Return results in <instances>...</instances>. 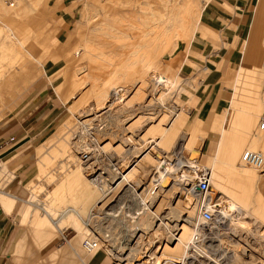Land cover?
Segmentation results:
<instances>
[{"label":"rangeland","instance_id":"374dc122","mask_svg":"<svg viewBox=\"0 0 264 264\" xmlns=\"http://www.w3.org/2000/svg\"><path fill=\"white\" fill-rule=\"evenodd\" d=\"M218 1L207 0L201 23L191 36L189 29L177 26L181 0H19L13 7L0 0L5 9L20 14L9 21L11 34L5 32L8 44L13 45L12 53L4 50V36L0 37V92L21 89L13 102L5 98L4 106L0 103V145L12 136L16 139L9 150H0L1 162L8 167L6 174H0V200L2 193L16 189L14 195L20 200L8 205L14 208L9 214L0 209L6 215L15 213L21 236L24 229L33 230L34 206H50V197L59 200L66 195L67 211L82 218L76 220L75 228L70 218L63 221L61 227L71 229L58 236L48 222L56 236L51 244L67 248V242L78 237L77 252L86 260L84 264L101 254L107 264H264V172L237 165L242 174L239 177L220 164L219 158L224 135L245 137L242 127L247 119L236 117L255 114L252 109H241L235 98L239 93L229 101L232 84L247 65L255 76L258 118L264 114V72H258L259 61L253 60L258 39L249 43L240 71L222 78V85L229 88V93L222 95V108L221 92L207 86L210 72H188L182 79L177 75L184 63L199 69L205 61L203 53L191 48L192 43L201 40L215 46L218 42V33L205 23L209 5ZM261 2L254 10V0L249 1L247 9L253 10V19L264 18V0ZM219 4L237 16L238 4L234 10ZM140 14L150 25L156 20L162 21V26L175 21V35L166 39L171 28L141 29L134 21ZM173 42L177 45L171 53ZM160 48L164 52L151 67ZM16 53L21 57L18 60ZM176 58L179 64L170 65ZM26 64L29 72H17L16 67L19 70ZM94 83L101 85L100 102H96ZM150 85L158 94L150 96ZM232 119L235 124L224 127ZM177 124L166 144L161 137L163 126ZM60 127L65 128V134H57ZM248 127L251 129V124ZM20 128L28 131L27 137L16 135ZM92 133H97V143L88 146ZM193 138L196 142L192 145ZM86 149L96 159L115 165L113 173L119 172L110 173L107 183L97 179L100 173L107 179L109 171L86 169L80 159ZM246 150L264 153V144L255 149L243 147L238 164ZM150 152L149 172L143 170L142 178L136 177L137 163ZM181 156L190 160L191 168H175ZM203 172L211 176L210 197L206 198L198 193L196 181ZM245 174L251 179L243 178ZM219 190L246 208L244 216L228 202L218 203ZM208 200L214 207L212 220L205 222L200 211ZM99 202L108 217L118 212L110 221L121 232L103 238L99 249L86 253L81 242L90 235L88 228L94 220L91 218L87 227L84 222ZM18 213L23 214L19 222ZM38 214L45 217L41 210ZM106 221L98 223L105 226ZM178 238L181 243L174 240Z\"/></svg>","mask_w":264,"mask_h":264},{"label":"crops","instance_id":"0c3cea01","mask_svg":"<svg viewBox=\"0 0 264 264\" xmlns=\"http://www.w3.org/2000/svg\"><path fill=\"white\" fill-rule=\"evenodd\" d=\"M250 0H220L218 3H211L207 10V14L209 18L206 19L205 23L207 26L218 33V42L215 43L219 45L218 48L214 46L211 42L206 44L205 42L198 40V44L192 43L191 48L196 52L203 53L204 56V63L203 65H199L198 68H194L188 65L183 64L182 68L178 71V77L182 79L183 75H188V72H198L202 70V72H210L207 78V86L210 89L215 90V92H221V98L219 99V106L222 108L224 106V98H222L224 94L229 93V88L222 85L223 81L222 78H227L231 76L232 72H239L242 68V63L244 61V56L247 52L249 47V43L253 39H258L257 41V48L256 54H254L253 60L255 62L259 61V71L264 72V18L261 19H253V10L247 9L249 7ZM262 0H254L253 8L254 10L259 9ZM207 0H181L180 11H179V18L181 19L180 23H177V26L183 27L184 31L187 29L190 30L191 36L194 32L198 29V25L201 23V17L204 12ZM222 3L229 7L230 9L234 10L236 5L238 4L239 12L237 16L235 14H229L226 12L222 6L219 4ZM9 7V6H8ZM24 10V7L20 6V10ZM23 13V12H22ZM21 13V14H22ZM143 14V13H142ZM140 14V17L136 21L141 29L147 28H171V32L167 36L166 39H169L175 35L176 31V23L175 21L171 22L170 25L162 26V21H154L152 25L148 24L150 21L146 20ZM19 13H14L12 9H5L3 5L0 3V37L4 36V42H2L4 50L6 52H13V45L8 44V36L7 33L11 34L12 32V25L9 24L11 18H19ZM149 21V22H148ZM185 34V33H184ZM13 38L20 44V40L13 36ZM182 39V38H181ZM177 42H173L170 47V52L174 53L176 48ZM21 46V44H20ZM187 49V48H186ZM141 50V49H140ZM163 49L156 50V58L154 62L150 64L152 67L155 64L156 59L159 55L163 54ZM28 55L32 58V56L28 53ZM15 60L21 58L18 53H16ZM154 56V57H155ZM153 59V58H152ZM34 60V59H33ZM37 62L36 60H34ZM179 64V58H176L170 65ZM200 64V63H197ZM12 65H14L12 63ZM146 63L143 65L144 69H146ZM14 67V66H13ZM16 67V66H15ZM19 67V66H18ZM17 68V72L23 71L29 72L28 64L21 67L19 70ZM15 68V69H16ZM245 72H239L237 77L235 78L232 84V91L229 97V101L231 102V97L234 96V93H239V97L236 98L237 103H241V109L243 111L249 109L254 110L255 114L248 115V116H237L238 119H247L249 124H251L252 128L248 134H252L257 140L252 141L249 143L248 149H255L256 147H262L264 144V132L257 133L254 127L256 126L257 121H259L260 117L258 118V113L260 112L259 104L255 102V92H256V82L254 72L250 65L245 67ZM33 76V75H32ZM37 77V76H35ZM36 80V79H35ZM34 80V81H35ZM28 81V80H27ZM26 81V82H27ZM32 81L31 83H33ZM25 82V83H26ZM29 83V85L31 84ZM221 90V91H220ZM21 89L10 91L6 94L0 92V103L1 106H4L5 98L7 101L13 102V100L19 95ZM226 105V104H225ZM16 106H13L14 109ZM242 111V112H243ZM239 112V114H243ZM229 111L226 113L227 119L230 118ZM2 114H0L1 116ZM252 116V117H251ZM223 117V116H221ZM219 116V118H221ZM214 119L216 118L213 117ZM212 118V119H213ZM228 123V120H227ZM68 123H66V127ZM57 134H65V128H59ZM28 131L23 128L16 130V135L18 137H23L26 135L28 136ZM19 142V141H18ZM17 142V143H18ZM239 160V159H238ZM217 163V162H216ZM215 163V164H216ZM238 167L240 168L238 162ZM244 169V168H240ZM8 172L7 164L4 162H0V174H6ZM19 188V187H18ZM62 189V190H61ZM58 190H61L62 193L66 194V189L59 187ZM14 193H17L16 190H12L11 193H2V199L0 200V208L4 211L7 210L11 213L14 208H11L8 205L10 203H14L19 201L20 198L15 196ZM57 195H61L60 192H57ZM50 206H45L43 208H39L34 206L33 209V230L28 231L25 230L21 236V230L17 225L15 220V213L13 212L10 215H6L0 209V264H22L21 262H26V264H84L85 259H81L78 252V245H79V238L73 237L68 242L67 248L63 247H54V244H51L52 240L56 238V236L61 235V231L64 229H71V227H61L63 221L69 219L73 220L72 226L75 228L77 227L76 220L80 221L81 216L73 211H67V198L66 195L63 198H59V200L53 199L50 197ZM63 205V206H62ZM41 210L45 217H41L38 214V211ZM72 212V213H71ZM20 214L18 213V222L20 221L19 217ZM48 222H50L53 230L57 232L55 233L51 228H49ZM20 226V225H19ZM21 227V226H20ZM74 230V229H73ZM71 242V243H70ZM51 244V245H50ZM50 245V246H49ZM49 246V247H48ZM17 253V255H16ZM107 264L106 258L101 254L98 256L97 260L88 261V264ZM24 264V263H23Z\"/></svg>","mask_w":264,"mask_h":264},{"label":"bare ground","instance_id":"6f19581e","mask_svg":"<svg viewBox=\"0 0 264 264\" xmlns=\"http://www.w3.org/2000/svg\"><path fill=\"white\" fill-rule=\"evenodd\" d=\"M18 1L19 0H15L14 3L12 5H10V4H8L6 2V0H3V2L7 6H9V7H13ZM100 86L101 85L99 83H94L93 86H92L93 92H95V94H97V96H96V98H97L96 99V102L97 101L100 102L101 99H102V97H103V95L101 93V90H100L101 89ZM151 86L152 85H150V87ZM152 88L153 89H152V91H150L151 92L150 93V96H153L155 94H158L157 89L155 87H153V86H152ZM247 115H253V114L250 112ZM174 116L176 117V114L175 115H171V118H173ZM224 123H225V119H224ZM247 123L248 122H246V124L242 127V130L244 132L245 137L234 136V135H232L230 133H227L226 135L223 136V141L220 144V148H219V158L222 157V161L220 162V164L225 165V167L231 173H233V174H235L236 176H239V177H242L241 170L237 167V162H238V158H239L240 152L243 149V147H245V146H247V144H249L248 141H250V139L251 140H255L254 137L252 136V134H248V132L251 131V129H250V127H248L249 124H247ZM90 124L91 123H89L88 125H90ZM234 124H235V121H234V119H232V120H230V123L229 124H226L224 127H226V126L230 127V125H234ZM178 125L179 124H177L174 127H172V126L169 125L168 128H165L163 126V132L161 134V137L165 139L164 141H165L166 144H167V141L175 134L176 128H177ZM262 125H263V127H261ZM94 132H95V130H94ZM256 132L257 133L264 132V114H262L261 117H260V119H259V122H258V125H257V128H256ZM96 134L97 133L90 134L91 137H90L88 146L95 145L97 143V135ZM195 142H196V140L193 138L192 139V145ZM192 145H191V147H192ZM150 153L151 154L148 153L147 155H144V157L137 163L138 166H137V169L134 171L133 175H135L136 177L139 176V178H142L143 170L144 171L147 170L149 172V165H150L149 160H150V156L153 155L152 152H150ZM195 153L196 152H193L192 153V156L195 155ZM246 153H248V155H250V154L255 155L256 156V159L255 158H252L251 161L243 160V156ZM85 154H86V156L84 157L83 155H85ZM83 158H85V159H83ZM80 159H81V162L83 164H86L85 165L86 166V169H89V170H92V171H95V172L97 170H100L101 172H103L104 169H107V171H109V174L107 176V179L105 177L101 176L102 173H100V175L96 177L97 179L98 178H101V180H104L105 183L109 182V179H110V176H111L110 173L114 174L116 172H119V171H115L113 173V171L116 170V166L115 165H111V164L104 163L103 160L96 159L95 156L92 155L90 149L89 150L86 149L85 151H83V153L81 154ZM162 163L161 162L159 163L160 164V167H162V165H163ZM215 163H216V161H215ZM191 166H192V164L190 163V160L187 159L186 157L181 156V159L179 158V162L176 164V167L175 168H177L178 170L183 171V169L191 168ZM239 166H240V168H244V166L251 167V168H253V169H255V170L259 171V172H264V153H262L260 151H252V150H246V151H244L242 153L241 157H240ZM203 169L205 170V168H203ZM244 169H246V168H244ZM146 172H145V174H146ZM205 173L208 175L209 183H211V176H210V174H208V172H203V173L199 174V176L196 177V179H198L201 175H203ZM217 174L218 173H216V177H218ZM184 175H185V173H184ZM245 177H247V178L249 177L251 179L252 176L249 175V174H245V175H243V178H245ZM181 182H182V180H181ZM100 183L103 184V182H100ZM156 184H157V181H156ZM157 185L156 186L159 187V182H158ZM195 188H196V186L194 187V189ZM225 192H226L225 190L220 191V193H219L220 196H219V199H218V203L220 204L222 202H228L230 204V206L232 207L233 210H236L237 212H239L240 215H243L244 216V214L246 213V208L243 207V206H241L240 204H235L231 200H229L227 198ZM104 196H106V194ZM200 196H202V195H200ZM206 197H210V196L208 195ZM209 201H210V203H209ZM100 203L101 202L98 203L99 205H98L97 209L95 210V212L92 211L93 214L92 213L89 214V217H88L87 221L84 222V225L87 227V226H89V220L91 218L94 220L93 226H91L90 229L88 228V230H89L88 233L90 235H86L83 238L82 242H81V247H82V249L86 253H92L95 250L99 249L101 247V244L105 242L103 238H107L108 236H110V235H107V233L109 232V231L107 232V230H106L107 227L105 226V228H104V226L102 225V223H98L99 220H101V218L104 220V219H107V218H111L112 217V216H109L108 217V215L103 214V213H106V211H105V209L103 211L102 209L99 208L101 206V204H102V203L101 204ZM205 203H206L205 209H207V210L210 209V211L212 213V210L211 209L214 206L212 205L211 200H208ZM141 205L144 206V204H141ZM216 205H218V204H216ZM115 207H114L113 210H116ZM109 208H111V206ZM118 209H119V206H118ZM113 210H111V211H113ZM125 210H126V208H125ZM121 211L122 210H120V212ZM108 212H110V210ZM110 213H112V212H110ZM117 214H118V212H116L113 217H117ZM200 218H201V216H200ZM113 228H118V227L116 225H114V226L111 227L110 231H112ZM65 231L66 230L62 231L61 232V235ZM166 231H169V230L166 228ZM120 232H118V234ZM174 240L177 241L178 243H181V238L174 239ZM85 241H87L90 245L95 244L96 246L93 249H91V250H89L87 252L88 249L85 247V244H84ZM133 251H134L133 249L130 250V252H133ZM128 257H129V255L126 256V258L124 260H127Z\"/></svg>","mask_w":264,"mask_h":264},{"label":"built area","instance_id":"2783aa9c","mask_svg":"<svg viewBox=\"0 0 264 264\" xmlns=\"http://www.w3.org/2000/svg\"><path fill=\"white\" fill-rule=\"evenodd\" d=\"M14 1L15 0H6V2L8 3V4H10V5H12L13 3H14ZM261 127H263V125L261 126ZM15 137H10V138H8V139H6V140H4L3 141V143H1V145H0V150L1 149H3L4 147V149H5V151H7V150H9L10 149V147L13 145H15ZM4 151V152H5ZM84 157L86 156V154L85 155H83ZM252 158H255L256 159V156L255 155H253V154H250V155H248V153H246L244 156H243V160H246V161H251V159ZM83 159H85V158H83ZM3 160V157H2V153H0V162ZM197 188H198V193L200 194V195H202L203 196V198H206V196H208L209 194H210V192H211V187H210V183H209V178H208V175L205 173V174H203V175H201L198 179H197ZM209 203H210V201H209ZM200 216H201V218L205 221V222H210L211 220H212V213H211V211H210V209L209 210H207V209H203L201 212H200ZM135 216H137V215H135L134 214V216L133 217H135ZM116 217H111V218H107V219H104V220H107L106 222H107V224L105 225L107 228H106V230H107V235H110V237H112V236H117L116 234L118 233V232H120L119 231V229L118 228H113V230L112 231H110V229H111V227L112 226H114V224L112 225L111 224V221H110V219H115ZM102 219V218H101ZM108 219H109V223H108ZM102 225H103V223H102ZM105 226H104V228H105ZM120 235V234H119ZM84 244H85V247L88 249H86L87 250V252L89 251V250H91V249H93L96 245L95 244H92V245H90L87 241H85L84 242Z\"/></svg>","mask_w":264,"mask_h":264}]
</instances>
